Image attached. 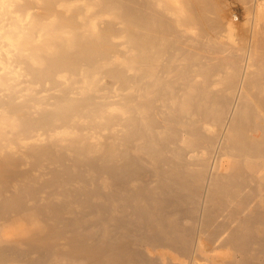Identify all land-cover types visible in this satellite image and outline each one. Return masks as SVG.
<instances>
[{"label":"bare ground","instance_id":"6f19581e","mask_svg":"<svg viewBox=\"0 0 264 264\" xmlns=\"http://www.w3.org/2000/svg\"><path fill=\"white\" fill-rule=\"evenodd\" d=\"M31 2L0 0V264H264V22Z\"/></svg>","mask_w":264,"mask_h":264},{"label":"rangeland","instance_id":"374dc122","mask_svg":"<svg viewBox=\"0 0 264 264\" xmlns=\"http://www.w3.org/2000/svg\"><path fill=\"white\" fill-rule=\"evenodd\" d=\"M231 1V2H230ZM225 0L226 4L228 5V2L230 5H228V7L230 8V10L232 11L233 10V15H232V25L233 26V30L232 32L236 33L238 31V29H242L244 28L245 26H247L252 20L253 21H256V22H259V23H262L264 22V19L262 17H260V14L262 13L263 10H259V12L256 10H254V16L252 15V13L249 12V7H251L252 5L253 6H258V4H260L263 0ZM247 1V2H246ZM234 2V3H233ZM31 3V4H30ZM31 2V0H11V5H10V13H8V15L5 17L4 19V23L8 20L7 18L11 17V16H14V15H21V14H29L30 17H33V18H38V14L40 12V6L41 4H37V3H33ZM242 3V4H241ZM242 6H241V5ZM244 4V5H243ZM248 4V5H247ZM232 5V7H231ZM234 6V7H233ZM249 6V7H248ZM235 11H234V9ZM237 9V11H236ZM240 9V10H239ZM244 11V12H243ZM255 11H257L256 13V16H255ZM236 12V13H235ZM36 13V14H35ZM235 13V14H234ZM247 14V15H246ZM33 15H37V17L33 16ZM238 15V16H237ZM259 15V17L257 16ZM236 16V17H235ZM253 16V17H252ZM238 17V18H237ZM252 17V19H251ZM40 18V16H39ZM38 18V19H39ZM234 18L236 20H234ZM251 20H250V19ZM41 19V18H40ZM240 19V20H239ZM239 20V22H238ZM237 24H236V22ZM235 22V24H234ZM239 25L242 26L239 28ZM234 33V34H235ZM222 40H225L224 38H222ZM227 40V39H226ZM233 41L235 42H238L235 37H233ZM2 43V40L0 38V45ZM2 53V55H1ZM239 53V52H238ZM4 60V61H3ZM7 60V55L5 54V52L3 51H0V62H5ZM3 71H0V73H2Z\"/></svg>","mask_w":264,"mask_h":264}]
</instances>
